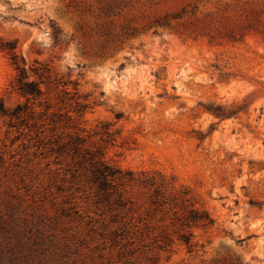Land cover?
I'll use <instances>...</instances> for the list:
<instances>
[{
	"label": "rangeland",
	"instance_id": "1",
	"mask_svg": "<svg viewBox=\"0 0 264 264\" xmlns=\"http://www.w3.org/2000/svg\"><path fill=\"white\" fill-rule=\"evenodd\" d=\"M0 37L53 80L0 117V264H264V0H0ZM15 77L0 49L10 109ZM75 134L137 181L99 189Z\"/></svg>",
	"mask_w": 264,
	"mask_h": 264
},
{
	"label": "trees",
	"instance_id": "2",
	"mask_svg": "<svg viewBox=\"0 0 264 264\" xmlns=\"http://www.w3.org/2000/svg\"><path fill=\"white\" fill-rule=\"evenodd\" d=\"M0 49L5 50L9 55L11 64L14 66L16 71L15 86L16 91L25 99L23 104H17L14 108H7L4 104L3 99H0V117H9L13 119H20L25 121L26 119L32 120L36 115L39 118L42 115H46L49 106H46L45 112L36 114L33 110L32 105L35 103L42 102L44 91L41 85H45L47 88L52 84L51 67L47 63L40 62L36 59L33 60L32 64H28L22 55L16 50V44L14 41L4 40L0 37ZM56 79H54L55 81ZM46 103V101H45ZM80 108L85 107V104L78 103ZM221 107H217L212 110L211 113L217 117H226L227 114L221 111ZM69 120L72 118L69 117ZM45 119H40L41 126L44 125ZM33 125H36L37 121H33ZM51 130H55L51 128ZM62 149L63 153L70 156L72 162L76 165V170L82 169L90 181L97 185L99 189H108L113 187L124 186L128 182L137 181L131 171L123 172L120 168L111 165L105 160V155L101 147L87 145V137H83L80 134L69 135V140L58 146V151ZM149 184L153 186L155 184L154 177L148 179ZM161 191V186L157 185L154 189L156 199L152 203L158 202V195ZM120 196L122 192L119 193ZM183 232L180 235L181 240L187 246L189 250L194 247L192 241V233L189 227L192 224L201 225L207 227L211 225L212 219L208 213L204 210L196 208H190L188 214L184 215Z\"/></svg>",
	"mask_w": 264,
	"mask_h": 264
}]
</instances>
